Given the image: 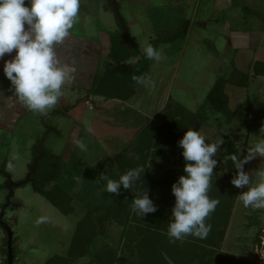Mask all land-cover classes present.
<instances>
[{"label":"rangeland","instance_id":"rangeland-1","mask_svg":"<svg viewBox=\"0 0 264 264\" xmlns=\"http://www.w3.org/2000/svg\"><path fill=\"white\" fill-rule=\"evenodd\" d=\"M241 3L237 1L236 4L240 7ZM145 4L120 1L118 4L133 43L141 53L137 62L130 58L132 63L129 64L134 67L141 63L145 56L143 50L148 45L160 51L164 59L159 62L149 60L150 65L153 64L145 77L150 78L151 85H141L133 100L122 105L120 111L115 112L112 105H106L111 101L106 97L91 95L97 86L98 74L104 72L98 71L93 77H78L75 83L80 91L64 88L57 105L46 115H41L18 102L10 91V81L0 71V104L2 100L5 104L0 110V123H3L0 126V212L9 196L8 178L14 183L25 181L36 162V173L32 176L35 183L60 205L56 207L45 196L36 193L31 181L14 189L4 218L14 233V264H19L17 260L21 254L20 264H29L30 260L35 264H164L159 255L170 248L178 249V258L186 264H264V210L243 207L238 195L246 189H237L233 194L225 191L232 186L231 180L236 175L233 155L225 156L226 148L234 142L237 155L242 150L239 157L242 159L247 148L259 139L260 129L264 127V109L250 108L256 106L249 107L247 96L241 97L246 101L244 106L229 105L230 117L204 107L208 121H192L193 128L206 138V142H222L214 157L218 163L211 177L212 190L208 192L210 198L219 200V204L206 219V224L211 225L206 239L187 236L182 241L170 242L167 228L175 198L173 202H170L172 197L164 199L160 208L156 190L150 199L157 211L140 218L131 208L134 199L145 193L136 188L137 181L129 190L121 186L118 196L105 190L108 180H118L134 169L130 168V163L144 162V171L159 185L171 176L183 174L178 156L171 152L156 157L148 153L147 157L148 149L140 143H143L142 134L143 140L149 142L145 134H150L153 123L168 113L174 114L179 108L196 114L215 83L212 67L204 54L206 51L202 46L200 53L194 49L195 43L202 39L185 35L184 43L176 47L175 43L169 44L170 39L151 37L162 33L160 29L150 28V0ZM106 5L107 14L100 8L101 20L93 19L89 23L87 33L93 39L92 51L96 48L94 42L100 41L101 32L108 33L114 44L118 40L126 46L129 43L112 5L109 2ZM153 5L155 3L151 8ZM130 16L136 26L131 24ZM239 25L243 30L248 29L245 18ZM223 28L216 26L215 30L223 32ZM160 31L165 33L166 26ZM209 31L206 39L211 36ZM261 44L264 47V40ZM97 45L102 44L97 42ZM178 47L184 49L183 55L180 51L177 53ZM129 48V52L134 53L132 46ZM102 54L101 51L99 58H103ZM95 56L97 59L98 54ZM98 62L102 69L103 60ZM86 98L89 100L84 102V114L77 115V110L73 115L68 114L71 106L81 105L79 103ZM78 140L87 145V151L82 152L77 147ZM40 144L43 147L35 153V147ZM175 151L178 155L179 149ZM259 167L264 168V160L257 157L244 165V171L254 175ZM61 208L69 214L64 215ZM78 232L81 237L76 247L73 240ZM7 244V233L0 227V258L5 262Z\"/></svg>","mask_w":264,"mask_h":264},{"label":"clouds","instance_id":"clouds-1","mask_svg":"<svg viewBox=\"0 0 264 264\" xmlns=\"http://www.w3.org/2000/svg\"><path fill=\"white\" fill-rule=\"evenodd\" d=\"M81 0H0V60L6 54L15 55L5 60L3 72L10 81V91L26 109L46 115L63 96L68 73L58 66L57 46L62 44L73 28L80 11ZM145 57L153 61L164 59L152 45L144 48ZM138 85L149 87L148 77H134ZM91 131V130H89ZM259 139L247 148V154L231 157L236 175L231 184L246 189L238 195L244 208L264 210V168L254 175L244 171V165L259 157L264 160V127ZM83 152L87 145L78 140ZM185 160L184 175L172 185L175 204L167 228L170 242L182 241L187 236L206 239L211 225L206 219L216 210L219 200L209 197L211 177L218 161L214 159L222 145L208 143L199 131L187 130L178 141ZM144 168L127 171L118 180H108L106 191L119 195L133 187ZM132 211L140 218L155 213L157 207L147 191L134 199Z\"/></svg>","mask_w":264,"mask_h":264},{"label":"crops","instance_id":"crops-1","mask_svg":"<svg viewBox=\"0 0 264 264\" xmlns=\"http://www.w3.org/2000/svg\"><path fill=\"white\" fill-rule=\"evenodd\" d=\"M119 1L125 4L129 2L145 4L146 0H117L118 4ZM157 1L159 3H156ZM237 1L242 2L240 7L237 6ZM107 2L110 3L111 1L81 0L80 11L74 27L69 31V35L64 39L63 43L57 46L58 66L69 74L64 88H68L71 92L80 91L79 88H76L77 85L75 83L78 77H93L96 73H99L98 71L100 73L105 72L108 68L116 71L118 68V63L112 57H109L112 43L110 35L101 32L100 41L97 42L102 45L98 46L97 42H94L96 48L92 51L90 44H92L93 39L87 33L91 20H101L100 8H103L107 14ZM152 3H155L153 8H151ZM149 12L150 28L152 26L154 30L155 28L156 30H163V27L166 26L167 30L165 33L159 30L162 33L161 35H156L155 33L151 37L170 39L169 44L175 43L176 47L184 43L182 38L185 35L187 38L194 35L196 40L202 39L195 43L194 49L200 53L203 47L207 52L204 54H206V60L210 62L212 67V76L215 78L214 85L218 80L225 82V93L228 96L230 107L236 105L238 107L244 106L246 101H243L241 97L247 96L249 107L252 104L256 106V108H250L264 109V47L261 44L264 40V0H261V2L258 0H209L206 3L205 0H155V2L150 0ZM198 14H200L199 17ZM131 16L129 20L133 26H136L137 24ZM244 18L248 26L247 30L241 29L242 27L239 25L240 20ZM165 22L168 23L166 24ZM216 26L224 27L223 32L216 31ZM76 28L78 29L77 33H75ZM211 28L214 29L211 30ZM208 29L211 36L206 39L205 37L209 36L207 35ZM120 41L123 42L122 40ZM101 51L103 58H99ZM178 51L183 55L184 49L182 47H178L177 53ZM96 54H98V60L96 59ZM128 54L131 56L129 59L124 60L122 63L124 65H128L131 62L130 58L132 60L135 59L136 62L141 58V53L135 57H133L131 51ZM14 55L15 51L12 54H6L3 60H0V71L3 74L4 61L12 59ZM100 60H103L102 69H105L104 71L99 69L98 61ZM152 64L151 62L150 72ZM92 73L94 74L92 75ZM213 87H210V91ZM89 99L86 98L85 101L79 103L81 104L77 105L79 107L76 105L71 106L69 108L71 111H68V114L73 115L76 110L77 115L82 112L84 114L85 103ZM132 100L127 102L111 100L106 105H112L116 112V110H121L122 105H127ZM250 101L259 103L255 104ZM7 106L10 108V104ZM4 108L5 104L4 100H2L0 110ZM252 109L249 110V113ZM12 116L14 115L12 114ZM1 124L3 123H0V126ZM233 218L234 213L232 220ZM22 256L23 254H21ZM21 257L17 260L19 264ZM29 264L35 263L30 260Z\"/></svg>","mask_w":264,"mask_h":264},{"label":"trees","instance_id":"trees-1","mask_svg":"<svg viewBox=\"0 0 264 264\" xmlns=\"http://www.w3.org/2000/svg\"><path fill=\"white\" fill-rule=\"evenodd\" d=\"M111 4V2H110ZM111 52L109 54V57H112L113 60L118 63V68L116 71L110 70L109 68L102 74H98V77L96 79L97 86L93 91H91L92 96L96 97H106L108 100H119L123 102H127L131 100L133 97L136 96L137 90L141 87V85L136 84L134 77H145L147 72L150 69V61L149 59H146L145 56L142 57V62L135 65L134 67H131L129 64L124 65L122 64L125 59H129L131 56L128 54L130 49L129 47L132 46V49L134 53L132 55L139 56L140 51L138 47L133 43V45L130 46L128 43L127 46L120 40L117 41V44H114L113 40L111 41ZM117 48V52H116ZM127 54V55H126ZM1 62V61H0ZM119 72H121L119 74ZM225 82L223 80H218L217 83L214 85L213 89L208 94L205 103L202 107L199 108L198 112L196 114H190L188 110H185V108H179L180 110L175 111L173 113H168L163 116L159 121H156L153 123L152 127H150V134H145L146 140H149V142H146L143 140L144 135L142 134V147H147V153L146 156L148 157V153H150V156L156 157L158 155H161L164 152H171L172 155L178 156V160L183 166V169L185 167V160L182 156V148L179 146L178 141L183 137L184 133L187 130H190L193 128L192 121L194 119H197L200 121V123H203L207 120L208 116L203 113L204 107L211 108L216 113L224 114L226 117H230L231 112L229 110V99L228 96L225 93ZM97 88L99 89L97 91ZM90 94V93H89ZM105 94V95H104ZM171 107L169 108L170 111ZM208 121V120H207ZM194 129V128H193ZM196 130V129H194ZM140 138V139H141ZM43 145L40 144L39 146L35 147L34 152L39 153V149L42 148ZM176 148L179 149V154H176ZM237 150L234 142L230 143V146L226 148V154L225 156L230 155H237ZM144 162L141 163H130V168H144ZM145 173V174H144ZM2 174H5L2 171ZM185 173L183 172L184 175ZM181 175L177 176H171L165 183L162 185H159L155 183L151 177L147 174V172L144 171L141 175V177L137 180V186L136 188L139 190H142V192H146L149 195V198H152V195L156 190H158L157 200L159 203V207L161 208V202L167 200V198H171L170 202H173L174 195L172 194V185L178 180V178ZM31 182L33 183V188L36 193H39L43 196H45L48 200H50L53 205L56 207H60V205L57 203V200L50 194L42 190L37 183H35L33 177L31 176ZM236 187L233 185L230 187H227L225 191L228 194L235 193V190L237 192ZM212 190V187L210 186L209 191ZM214 191V190H213ZM216 191V190H215ZM163 204V203H162ZM62 213L64 215H68V212H64L61 208ZM207 222V221H206ZM80 237L81 232H78L75 234L73 242L80 243ZM176 253H175V252ZM178 249L170 248L165 251V253H161L159 255L161 261L164 264H169V262L166 260V257L170 259L174 264H186L185 261H183L182 258H178L177 256ZM188 254V253H186ZM7 255V252H6ZM188 259L191 257L188 255ZM16 259V257H15ZM239 262L238 260H236ZM120 263V262H119ZM240 263V262H239ZM4 264H7V261H4Z\"/></svg>","mask_w":264,"mask_h":264},{"label":"water","instance_id":"water-1","mask_svg":"<svg viewBox=\"0 0 264 264\" xmlns=\"http://www.w3.org/2000/svg\"><path fill=\"white\" fill-rule=\"evenodd\" d=\"M111 1V5H112V9L114 14L116 15L120 26H121V30L123 31L124 35L126 36V38L128 39L129 43L131 45H133V40L131 38L130 32L128 27L126 26V23L124 22L123 18L120 15L119 9H118V2L117 0H110ZM42 156H39V158H41ZM36 166H37V162L35 167L33 168L31 174L28 176V178L21 182V183H14L11 179H8L6 187L7 190L9 191V196L7 198V203L6 205L2 208L1 212H0V227H2L4 229V231L7 233V238H8V244H7V264H14L15 262V255H14V244H13V239H14V233L12 232V229L10 228V226L3 220L5 218V213L6 210L8 209V207L10 206L11 203V199L14 197V189L20 187L21 185H25L27 183H29L31 181V176H33L36 173ZM166 260L169 262V264H174L170 259H168L166 257Z\"/></svg>","mask_w":264,"mask_h":264},{"label":"built area","instance_id":"built-area-1","mask_svg":"<svg viewBox=\"0 0 264 264\" xmlns=\"http://www.w3.org/2000/svg\"><path fill=\"white\" fill-rule=\"evenodd\" d=\"M0 264H4V260L0 258Z\"/></svg>","mask_w":264,"mask_h":264},{"label":"flooded vegetation","instance_id":"flooded-vegetation-1","mask_svg":"<svg viewBox=\"0 0 264 264\" xmlns=\"http://www.w3.org/2000/svg\"><path fill=\"white\" fill-rule=\"evenodd\" d=\"M8 179H10V177L8 178ZM21 183V182H20ZM4 220V219H3ZM6 222V221H5Z\"/></svg>","mask_w":264,"mask_h":264}]
</instances>
